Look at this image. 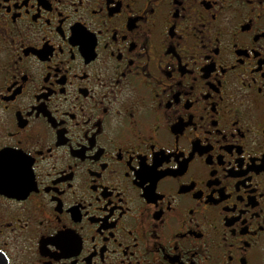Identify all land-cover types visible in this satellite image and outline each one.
<instances>
[{
    "label": "flooded vegetation",
    "instance_id": "af4514ba",
    "mask_svg": "<svg viewBox=\"0 0 264 264\" xmlns=\"http://www.w3.org/2000/svg\"><path fill=\"white\" fill-rule=\"evenodd\" d=\"M0 145V264H264V0H0Z\"/></svg>",
    "mask_w": 264,
    "mask_h": 264
},
{
    "label": "snow or ice",
    "instance_id": "6c2138e0",
    "mask_svg": "<svg viewBox=\"0 0 264 264\" xmlns=\"http://www.w3.org/2000/svg\"><path fill=\"white\" fill-rule=\"evenodd\" d=\"M82 40L87 39V34H84L81 37ZM75 42V41H74ZM62 51V49H61ZM74 58V57H73ZM83 75H87L84 73ZM104 82L101 81V84ZM101 96L103 97H108L111 96L113 100L117 98V94L113 92L111 89H108L101 93ZM98 103H102L103 101H97ZM80 111L83 113V115L80 117V119H77L74 115L72 116L73 120L76 121L77 127L80 126L81 123L83 124H88L89 121L92 119V114L90 110H85L82 106L80 108ZM103 111L107 112L108 107L105 106ZM128 114L131 117V123H132V133L134 135H140V130L136 125V118H135V113L134 111L129 108L128 109ZM116 116H119V109L116 110ZM102 119V117H97V120L99 121ZM126 130V125L125 122L121 119H113L111 122V131L113 136H118L121 135L124 131ZM91 133L85 132V135H90ZM94 151V149H91ZM49 151H51V148H49ZM42 154V153H40ZM15 157L16 158V163H17V169H18V184L19 187L24 189L23 195L25 198L28 195V185L29 182L34 178L33 177V171H32V164L35 163L34 158L26 157L23 156L21 153H11L10 149L8 146L5 145H0V192H3V184L5 180V172H6V167H9L11 165V158ZM98 158V157H94ZM167 159V157H165ZM130 163V161H129ZM160 161L156 159L154 162L147 161L146 156H141L140 162L137 165L138 171L137 175L143 174L144 179H153L154 174L156 173V165L159 164ZM106 166V165H104ZM71 167V166H69ZM66 187H71V185H67ZM149 189L144 190V194L146 195L148 193ZM105 207H111L110 202H105L104 204ZM40 223H43V220L40 221Z\"/></svg>",
    "mask_w": 264,
    "mask_h": 264
}]
</instances>
